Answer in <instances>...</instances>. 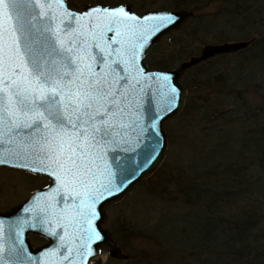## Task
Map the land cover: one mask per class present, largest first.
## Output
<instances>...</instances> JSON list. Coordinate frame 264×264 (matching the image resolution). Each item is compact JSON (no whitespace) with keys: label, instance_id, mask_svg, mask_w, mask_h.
Masks as SVG:
<instances>
[{"label":"snow or ice","instance_id":"6c2138e0","mask_svg":"<svg viewBox=\"0 0 264 264\" xmlns=\"http://www.w3.org/2000/svg\"><path fill=\"white\" fill-rule=\"evenodd\" d=\"M178 19L0 0V166L51 181L23 207L30 215L0 218V264H87L97 254L103 204L156 159L160 123L180 105L171 74L139 63ZM26 230L54 246L31 254Z\"/></svg>","mask_w":264,"mask_h":264},{"label":"rangeland","instance_id":"374dc122","mask_svg":"<svg viewBox=\"0 0 264 264\" xmlns=\"http://www.w3.org/2000/svg\"><path fill=\"white\" fill-rule=\"evenodd\" d=\"M99 2H128L138 15L160 9L191 13L149 47L144 57L149 70L176 69L207 44L249 42L242 50L212 56L183 72L185 104L164 124L168 147L162 163L106 210V228L127 257L103 254L95 263L224 264L215 248L203 245L202 233L211 220L235 223L249 212L258 219L263 213L261 165H241L253 149L264 146L261 136L248 135L255 122L242 113V104L259 105L264 93L254 85L255 78L259 84L264 81V0H66L78 12ZM39 183L0 167V212L9 211Z\"/></svg>","mask_w":264,"mask_h":264},{"label":"trees","instance_id":"16d2710c","mask_svg":"<svg viewBox=\"0 0 264 264\" xmlns=\"http://www.w3.org/2000/svg\"><path fill=\"white\" fill-rule=\"evenodd\" d=\"M261 68L264 69V62L261 64ZM236 80L241 82L239 77ZM245 82L248 84L252 83L251 80H245ZM254 85L256 90H259L260 88L264 89V81L259 84L258 78H255ZM262 96V102L259 105L251 106L242 104V113L243 118L247 120L251 119L255 122L253 127L247 131L248 135L256 134L264 139V93ZM253 150L254 153L250 157H245V159L242 160L241 166L243 168V165L248 166L252 162V165L254 166L261 165L263 173L261 185L263 202L262 216L260 219H258V217L254 218V213L250 214L249 212L246 216L241 215L239 219H236L235 223H233L234 219H216L218 218L216 217V220H211L207 232L202 233L203 245L208 248H215L220 255V258L224 259V264H264V146L261 148L257 147ZM240 176L241 174L239 172V177ZM255 180L257 183V178H255ZM238 181L243 182L247 187L251 184L249 179H246L247 184H245L244 180L239 179ZM208 190V192L211 193V190ZM204 192L207 193L206 190H204ZM197 197L201 198L202 194L197 195ZM207 208H210V206ZM214 208L216 209L217 205L213 204L212 209ZM212 209L210 208L209 211ZM207 223L208 221L206 224ZM213 223H215V226L211 227ZM203 245L202 247H204Z\"/></svg>","mask_w":264,"mask_h":264},{"label":"water","instance_id":"95a60500","mask_svg":"<svg viewBox=\"0 0 264 264\" xmlns=\"http://www.w3.org/2000/svg\"><path fill=\"white\" fill-rule=\"evenodd\" d=\"M65 4H66V0H65ZM122 5H125L127 7V10L130 11V13L135 14L138 17H143L145 15L153 14V13H170V14L175 15L179 18L178 21L173 26H171L167 30L162 31L160 34H158L155 38H153L148 43V45L145 47V49L141 53L139 63L147 72H150V73L151 72H165V73L171 74L172 82L180 90V105H179L178 109L176 111H174L172 114H170L169 116H167V118L163 119L162 122L160 123L161 137L163 140V144L159 150V154L157 155L156 159L145 170L138 173L136 175V177L131 180V183L127 184V186L123 189V191H121V192L117 193L116 195L110 197L107 200V202H105L103 204L102 218L95 222V226L98 227L101 235L103 236V240L94 244L93 248L96 249V251H97L98 247H107L109 249V256L110 257L124 259L127 256L121 251L119 246L114 242V240L112 239V237L110 235V232L108 230L100 227L101 221H104L106 218V214L104 211L105 206L111 202L120 201L127 193L131 192L134 189V187L137 186L144 178L149 177L158 168V166L160 165V163L164 159L165 151H166L167 143H168L167 134H166V131H165L164 126H163L164 122L167 119L177 115L181 111V109L184 106L185 96L187 93L186 89L183 88L180 84V78H181V75L183 74V72L186 69L190 68L191 66H193L199 62L205 61L206 59H208V58H210L216 54L232 53V52L241 50V49L247 47L249 42H247V41H230V42H223L220 44H207L201 49L200 55L192 56L189 60L182 62L176 69H173V70H148L147 66L143 60H144V57L148 51L149 46L157 43L161 39L162 36L167 35V34L171 33L172 31L178 29L183 24V22L190 16L191 13L188 11H185L183 9H178V10H165V11H145L141 16H139L131 10L129 4L125 3ZM90 6H97V5H86L82 8V10L80 12L84 11L86 7H90ZM66 7L68 8L67 4H66ZM68 9H70V8H68ZM70 10L74 11V12H78V11H75L72 9H70ZM109 35H112V34L110 33ZM4 167H9L12 169H19V168H14L11 166H4ZM43 175H45V174H43ZM45 176H47V175H45ZM48 179L50 182L49 186H47L45 189H43L41 191H36V192L31 193V195L28 197V199L26 201H24L23 203H21L19 205L14 206L11 210L4 212V213H0V218L11 219V218H14L18 215H25V216L30 215L28 213H23V207H26L31 203L30 197H33V195L35 193H46V192L50 191L51 181H50L49 177H48ZM69 203H70V201H69ZM61 207H62V205H61ZM58 231L62 232V230H60V229H58ZM34 232L40 233L36 230H26L24 235H23V239L25 241V244L28 246V251L31 254L38 256V255H40V253L42 251H46L49 247L54 246L52 241L49 238L50 242L48 244L44 245L43 247H41L39 249H33L31 246L30 240L28 238V235L30 233H34ZM40 234H42V233H40ZM97 255H98V251H97L96 255L89 258V260L87 261V264H90L92 262V259L95 258ZM65 264H66V262H65Z\"/></svg>","mask_w":264,"mask_h":264},{"label":"flooded vegetation","instance_id":"af4514ba","mask_svg":"<svg viewBox=\"0 0 264 264\" xmlns=\"http://www.w3.org/2000/svg\"><path fill=\"white\" fill-rule=\"evenodd\" d=\"M124 3H128V2H124ZM124 3H116V4H105L104 3V4H102L101 2H99V3H95V5H101V6H106V7H114V6H118V5L124 4ZM90 4H92V3H90ZM129 6H130V4H129ZM160 10H175V9H160ZM2 169H4V168H2ZM5 169H9V168H5ZM9 170H12V169H9ZM12 171H16V172L20 173L21 175L26 176L27 178L28 177H32V178H35L36 180H40L42 182V183H39L38 185H36L35 187L31 188L30 190H28L27 194L18 203H16V205L23 203L26 200V198L31 195V193L36 192V191H41V190L45 189L47 186H49V184H50L48 177L45 176V175H40L38 173H31V172H28V171H25V170H12ZM111 205H112V203L109 204L105 208V211ZM107 220L108 219L106 217L105 221H101V223H100V227L104 228L106 230H108L106 228V224L108 222ZM110 235H111L112 239L115 242L116 240L114 239L112 234H110ZM29 237L32 239L31 244H32V248L33 249H39V248L43 247L44 245H46V244H48L50 242L48 237H46L43 234L36 233V232L30 234ZM104 249L107 250V252H108V248L98 247V250H97L98 254ZM96 261H97V258L92 261V264H95Z\"/></svg>","mask_w":264,"mask_h":264},{"label":"bare ground","instance_id":"6f19581e","mask_svg":"<svg viewBox=\"0 0 264 264\" xmlns=\"http://www.w3.org/2000/svg\"><path fill=\"white\" fill-rule=\"evenodd\" d=\"M103 257H105V255Z\"/></svg>","mask_w":264,"mask_h":264}]
</instances>
